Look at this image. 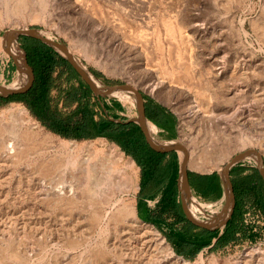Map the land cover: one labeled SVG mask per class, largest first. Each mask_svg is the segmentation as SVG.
<instances>
[{
    "label": "rangeland",
    "instance_id": "374dc122",
    "mask_svg": "<svg viewBox=\"0 0 264 264\" xmlns=\"http://www.w3.org/2000/svg\"><path fill=\"white\" fill-rule=\"evenodd\" d=\"M24 1L23 11L12 13L19 5L17 0H0V36L5 39L0 50V87L15 82L20 66L5 48L11 45L7 33L38 28L65 43L106 84H127L163 104L176 119L175 140L183 146L188 169L221 171L245 150L264 158L263 0ZM37 11L45 13V22L29 21V15ZM178 22L183 30L176 27ZM240 22L245 36H241ZM165 24L174 26L175 36ZM18 47L22 51L20 39ZM99 60L108 68L97 63ZM157 77L164 79V85L152 90ZM118 97L105 98L124 106L120 120L137 118L133 102ZM12 106L26 109L12 102L0 111ZM249 137L258 141L246 143ZM74 141H95L117 151L135 169L139 183L135 161L115 143L104 138ZM28 152L21 160L0 162V264H151L152 230L174 252L158 230L136 218V193L126 196L121 190L112 204L105 205L96 193L102 185L91 179L81 192L80 178L74 181L77 198L55 203L46 194L57 185L59 173L40 172L43 157ZM179 154L182 159L181 151ZM236 165L254 168L255 162L247 159ZM113 177L114 185L120 183L119 172ZM116 200L122 202L113 206ZM122 204L128 205L129 214L114 216ZM247 250L264 255V232L254 243L239 241L222 250H204L193 261L174 254L190 263L229 259L239 264Z\"/></svg>",
    "mask_w": 264,
    "mask_h": 264
},
{
    "label": "trees",
    "instance_id": "16d2710c",
    "mask_svg": "<svg viewBox=\"0 0 264 264\" xmlns=\"http://www.w3.org/2000/svg\"><path fill=\"white\" fill-rule=\"evenodd\" d=\"M20 44L26 54L27 62L33 70L34 81L25 93L10 95L7 98L0 97V107L12 102L21 103L43 127L63 139L79 141L104 138L115 143L140 168L141 186L149 185L153 179L158 181L155 188H152L151 197L158 193L157 186L159 184L169 181L167 188L162 193L164 201L161 202L159 211L163 215L174 216L179 221L177 204L174 200L176 180L175 178L169 179L154 166L140 127L135 123L116 124L110 122L89 87L68 62L53 49L26 36L20 37ZM95 75L102 78L99 73L95 72ZM72 80L76 82V85L71 84ZM102 102L105 109L108 110L106 103ZM60 103L62 107L59 106ZM111 106L119 112L125 111V108L118 102H113ZM71 107L74 108L70 110ZM156 112L157 114H152L149 111L148 119L164 127L165 122L162 115L157 110ZM113 118L120 119L119 116H113ZM231 173L236 178L233 190L235 189V193L240 190L241 195L237 192L234 216L229 222L231 225L218 239L213 251L222 250L229 244L239 241L254 243L261 238L264 232V184L257 170L239 165ZM240 199L244 206L242 214L250 212V219L244 220L243 216L237 218ZM247 205H251L252 208L245 210ZM255 219L260 224H257ZM146 223L158 227L156 223L147 221ZM209 243L210 240L206 239L191 253H197ZM175 253L178 256H183L185 260H194L182 250L175 251Z\"/></svg>",
    "mask_w": 264,
    "mask_h": 264
},
{
    "label": "bare ground",
    "instance_id": "6f19581e",
    "mask_svg": "<svg viewBox=\"0 0 264 264\" xmlns=\"http://www.w3.org/2000/svg\"><path fill=\"white\" fill-rule=\"evenodd\" d=\"M42 1L43 0H41V3ZM17 3L19 5L15 9H13L12 13L22 12L23 9L26 7V3L24 0H17ZM7 19H9V17H7ZM45 20H46V16L45 13L44 14L42 13V11L33 12L29 15V21L31 23L37 21L45 22ZM181 23L182 22L177 23L176 27H178V30L182 29ZM242 23L243 22H240L241 29L239 30L241 36H245L246 31H244ZM165 26H167L165 27V29L167 28L169 34L175 36V32L177 31L176 30L174 31L173 28L174 26L166 25V24ZM13 30L9 31L6 35L11 45L9 48L8 47L5 48H7V51H10V54L14 56V59L20 62V66L18 65V73L16 75L17 79H15V82L9 87L4 85L1 86L0 91L22 89L27 81V71L24 62V55L23 52L20 50V48L17 46L16 40L12 37ZM181 35L183 34L181 33ZM238 37H239V33H238ZM4 46H5L4 36H0V50H2ZM11 47H13V49H11ZM72 50L74 51V48ZM84 57L87 61H91L88 54L84 53ZM97 63L104 66V68H108V66L104 62L102 63L100 60ZM188 69H191V64L189 65ZM163 80L157 77L156 82L154 83L155 85L152 87L153 88L152 90H154L159 86H163L164 85ZM105 97H112V96H105ZM143 105L144 103L142 102L140 104V111L144 118L148 135L152 141L153 140L156 141L158 140V137L162 135L164 130H161L147 119ZM250 110L252 112V109ZM256 141H258V139H254L253 137L251 138L249 137L248 139H245L246 143H252ZM103 147L104 146L102 143H97L95 141L77 142L74 140H64L57 138L52 134L45 132V130L41 127V125L36 121H34L29 116L28 111L24 108H17L16 106H12L9 109L0 111V162L5 163V162H12L14 160H21L27 155V153H29L28 152L29 150L31 152L35 151V153H38L44 159V162H42V165L38 168L40 172L47 173L49 172V170H51V171H55V174L56 172L59 173L58 176L60 178L59 181L56 182L57 185L55 186L54 184L55 186L54 189L52 188L51 191H49L48 189L49 193L46 194L55 203H61L63 201H71L76 199L78 195V191L75 188L74 181L76 182L80 178L83 180V182L80 183L81 192L87 189L86 188L87 183L91 179H93L95 185L98 186L102 185L101 188L104 191L102 192L103 194L101 195L100 193V191L102 190L99 191V189L101 188H98L96 193L97 195L99 194L100 197L102 196L101 203L105 205L112 204L113 196L117 194V192L119 191L121 192V190L122 193H124L126 196L136 193L138 188L137 172L131 166L130 162L125 161L123 156L120 155L117 151L113 150L112 148L107 147L105 149ZM161 147H174L177 150L181 151L182 159H180L179 169L187 168L186 155L184 153L183 146L178 140L166 142ZM199 159H200L199 161L202 162L204 161L203 160L204 158L202 157H199ZM196 160L198 161L197 158ZM118 172L119 174L122 175L121 181L120 183L114 185L112 181V178H114L113 174ZM223 182L227 190V194H226L227 195L226 202H227L228 197L233 191L231 184L227 182L224 176H223ZM185 183L186 182L183 181L179 182L183 193L185 192L184 190ZM118 202L120 203L122 202V200L119 201L116 200L113 206H116ZM225 205L224 204L223 206L221 205L220 210L225 208ZM232 208L233 205L231 207L230 212L232 211ZM194 209L200 211L203 210L202 206L200 205H196ZM127 212L129 214L130 208L128 207V205L122 204L121 208L118 209V213H116L114 216L118 215L117 217H119V215H123V214L127 215L126 214ZM226 217H228L227 214L224 215V217L222 218V222L225 221ZM193 218L194 220L198 221L194 216ZM152 234L154 238H152L151 240V262H152L151 264H200V261L190 263L176 256L174 252L171 251V249L163 241V239L160 238L157 233H155V231L152 230ZM219 263L232 264V262L229 259H224L223 261L220 262L219 260L218 261L213 260L212 264H219ZM239 264H264V255L258 250H247L240 257Z\"/></svg>",
    "mask_w": 264,
    "mask_h": 264
},
{
    "label": "crops",
    "instance_id": "0c3cea01",
    "mask_svg": "<svg viewBox=\"0 0 264 264\" xmlns=\"http://www.w3.org/2000/svg\"><path fill=\"white\" fill-rule=\"evenodd\" d=\"M104 102L108 106V110H106L105 107V111L102 109L106 118H113V116H119L120 114L125 112H119L111 106L113 102L118 101ZM147 102L150 103V106H148L149 110L151 111L152 105L162 115L165 122L164 127L155 124L147 117L149 111H145L147 119L161 130H164L162 135L158 137V140H162L165 142L174 141L176 139L177 123L173 114L152 98ZM121 106L124 107L122 104ZM159 155L161 156L159 157ZM151 160L159 172L166 175L169 179L175 178L176 180V194L174 200L177 204V215L179 217V221H177L174 216L163 215L159 211L161 202L164 201L162 193L167 188L169 181L167 180L159 184L157 186V188L159 189L158 193L156 194V196L151 197L152 188H155L156 182L158 181L156 179H153L151 180V183L149 185L141 186V176L139 177L138 188L136 191V218L141 223L150 225L156 230L160 231L163 238L172 247V250H174V252L182 250L189 257H193V259H196L197 256L204 250H213V247L217 243L218 239L224 234V232L227 231V229L231 225V223L229 224V222L232 216H234L237 201L235 200V202L233 203L232 211L229 214L227 213L228 217H226L225 221L222 222L223 217L219 216H222L220 215V213L224 208L220 210V206L226 204L227 190L224 185L223 178L220 175V171L196 172L188 169L189 183H185V192L183 193L180 184H178L177 178L174 175V173L178 171L180 166L179 150L174 147H160L158 152H155L153 155L151 154ZM237 166L239 165L233 166L231 172ZM162 170L168 172L164 173ZM231 175V186L232 191H234L235 189L233 190V186L236 178L233 173H231ZM237 192L238 194L241 193L240 190H238ZM197 199H201L204 201L202 211L194 209L196 205H199L197 203ZM239 205L240 207L237 218L239 219L240 216H243L244 220L250 219V212L245 213L244 215L242 214L244 206L242 205L241 199L239 200ZM250 207L251 205L245 206V210ZM193 216L198 221L194 220ZM255 220L257 224H260L257 219ZM146 221L156 223L158 227H155L150 223H146ZM206 239L210 240L209 245L203 247L197 253L192 254L191 252Z\"/></svg>",
    "mask_w": 264,
    "mask_h": 264
},
{
    "label": "water",
    "instance_id": "95a60500",
    "mask_svg": "<svg viewBox=\"0 0 264 264\" xmlns=\"http://www.w3.org/2000/svg\"><path fill=\"white\" fill-rule=\"evenodd\" d=\"M26 36L33 39H36L43 43L44 45L50 47L53 49L56 53H58L64 60L68 62V64L73 68V70L78 74V76L81 78V80L89 87L93 95L97 98L99 101L100 106L105 111L103 102L106 101L105 96H119L126 98L127 100L133 102L136 111H137V118L135 119H127V120H120V119H113L108 117L107 119L110 122L116 123V124H128V123H135L137 124L141 132L144 136L145 142L148 145L150 155L154 154L155 152H158L160 147L166 143L162 140H156L152 141L151 138L148 135L147 127L144 122V118L142 116V113L140 111V104L145 100L148 101L151 99L150 97L145 96V93L140 91L137 88H134L132 86H129L127 84H120V85H109L103 82L102 79H100L97 75H95L94 72H92L87 66L78 59L74 54H71L68 50V47L65 43L61 42L55 37H52L50 34L46 33L45 31L38 29V28H29L24 27L22 29H16L12 32V37L16 40V44L18 46V40L20 37ZM24 55V62L26 71L28 74V81L25 87L19 90H2L0 91V97L1 98H7L10 95H18L25 93L30 89L32 86V83L34 81V74L32 68L29 66L26 58V54L23 51ZM9 59L13 62V56H9ZM163 106V104H161ZM253 160L255 162L254 168L257 170L263 184H264V158L260 153H257L255 151L245 150L243 152L238 153L235 155L229 162H227L223 168H221L220 175L223 178L227 180L231 184V169L236 164L240 163L243 160ZM164 173H167L168 171L162 170ZM175 177L177 178V182L179 184L180 181L188 182L189 183V175H188V168H180L177 172L174 173ZM234 180V179H233ZM236 181V180H235ZM234 181V182H235ZM238 198L237 192L234 191L230 194V196L227 199L225 208L220 213L219 217H224L223 215H226L230 212L231 207L235 200ZM197 203L200 206H204L203 200H198ZM216 225V224H213ZM225 226V225H224ZM221 226V227H224Z\"/></svg>",
    "mask_w": 264,
    "mask_h": 264
},
{
    "label": "flooded vegetation",
    "instance_id": "af4514ba",
    "mask_svg": "<svg viewBox=\"0 0 264 264\" xmlns=\"http://www.w3.org/2000/svg\"><path fill=\"white\" fill-rule=\"evenodd\" d=\"M144 112L146 111V112H148V111H150L149 110V107L148 106H150V103L149 102H146L144 105ZM151 113L152 114H157V112H156V109L151 105Z\"/></svg>",
    "mask_w": 264,
    "mask_h": 264
}]
</instances>
